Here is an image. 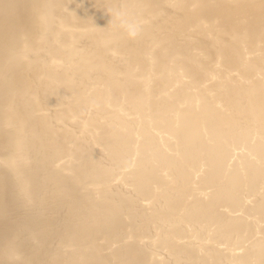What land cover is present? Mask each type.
Returning a JSON list of instances; mask_svg holds the SVG:
<instances>
[{"label":"bare ground","instance_id":"1","mask_svg":"<svg viewBox=\"0 0 264 264\" xmlns=\"http://www.w3.org/2000/svg\"><path fill=\"white\" fill-rule=\"evenodd\" d=\"M0 264H264V0H0Z\"/></svg>","mask_w":264,"mask_h":264}]
</instances>
